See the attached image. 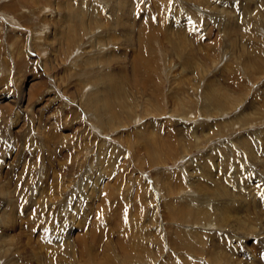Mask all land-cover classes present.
Returning a JSON list of instances; mask_svg holds the SVG:
<instances>
[{"label":"rangeland","instance_id":"obj_1","mask_svg":"<svg viewBox=\"0 0 264 264\" xmlns=\"http://www.w3.org/2000/svg\"><path fill=\"white\" fill-rule=\"evenodd\" d=\"M263 259L264 0H0V264Z\"/></svg>","mask_w":264,"mask_h":264},{"label":"bare ground","instance_id":"obj_2","mask_svg":"<svg viewBox=\"0 0 264 264\" xmlns=\"http://www.w3.org/2000/svg\"><path fill=\"white\" fill-rule=\"evenodd\" d=\"M200 1V0H199ZM215 1V0H214ZM138 4V3H137ZM232 6V5H231ZM100 12H97V14H99ZM96 18H98V17H96ZM80 21H82V22H84L85 21V19L84 18H80L79 19ZM97 20H99L100 21V19H97ZM96 22V21H95ZM106 22H107V20H106ZM83 26H84V23H83ZM141 31H142V33H143V35H142V37H143V42L144 43H146V42H148L149 41V36H145V31H146V27H142L141 28ZM183 34V33H182ZM181 35V34H180ZM179 35V36H180ZM154 40V39H153ZM189 40V39H188ZM152 42V41H151ZM181 46V45H180ZM146 47V46H145ZM181 48V47H180ZM256 48H259V47H256ZM145 49V48H144ZM144 52V51H143ZM147 54V53H146ZM145 54V55H146ZM147 57H148V54L146 55ZM194 56V55H193ZM214 57V56H213ZM183 58V57H182ZM196 58V57H195ZM195 58H188L190 61H188L187 62V64H188V66L190 67V69L191 68H194L195 67V69H197L196 71L198 72V74L197 75H199V77H197V76H195V80H193V81H195L196 82V84H195V87H199L200 86V83L202 82L201 81V79L200 78H205V76H209L208 75V73H209V71L212 69V66L214 65L213 63L211 64L212 66H207L205 69H204V66L203 65H201V62H199V61H194L195 60ZM216 58V57H215ZM218 59V58H217ZM196 60H198L197 58H196ZM213 60V62L215 61V59H212ZM192 61V62H191ZM217 62V61H216ZM146 63V62H145ZM257 65V64H256ZM194 66V67H193ZM186 67H187V65H186ZM226 67H228V66H226ZM136 68V70H138V69H141V67H135ZM200 68H201V70H200ZM224 69L227 71V70H229V69H227V68H223V71H224ZM156 70V69H155ZM172 70V69H171ZM258 70V69H257ZM142 71V70H141ZM195 71V70H194ZM193 72V71H192ZM253 72V71H252ZM251 72V73H252ZM253 74V73H252ZM193 75V74H192ZM255 78V77H254ZM185 79V78H184ZM214 79V78H213ZM186 80L188 81L189 79L188 78H186ZM185 80V81H186ZM178 81V80H177ZM113 82V81H112ZM118 82V81H117ZM175 82V81H174ZM179 83H180V80L178 81ZM211 81L209 80V83H210ZM215 82H217V81H215ZM119 83V82H118ZM178 83V84H179ZM189 83H191V81H189ZM188 83V84H189ZM214 83V82H213ZM177 83H175V85L177 86L178 85ZM212 84V83H211ZM181 85V84H180ZM190 86V85H189ZM208 88H210V90H208V93H207V98H208V101L211 103V106H213V105H215V108L216 109H218V110H220V112L219 113H222V114H224V113H226V112H232V111H234V109L237 107V105H236V99L234 100L231 96H232V94H229V93H227V92H222V90L221 91H218V90H216V88L215 87H218L217 86V84L215 83V85L213 84V87H210V86H207ZM253 87V86H252ZM119 88H120V86H119ZM224 90V89H223ZM206 92H207V90H206ZM179 94V93H178ZM174 95V94H173ZM238 95V94H237ZM238 96H240V95H238ZM242 96V95H241ZM244 96V95H243ZM177 97V96H176ZM174 99H177V101H178V98H174ZM238 99V98H237ZM180 100V99H179ZM240 100V99H239ZM243 100V99H242ZM238 101V100H237ZM248 101V100H247ZM181 102V103H180ZM180 102H178L177 104L178 105H185L186 104V101L182 98V100L180 101ZM255 102V101H254ZM210 103H209V105H210ZM239 103V102H238ZM243 103V102H242ZM241 103V104H242ZM252 103V102H251ZM176 104V105H177ZM213 104V105H212ZM243 105V104H242ZM112 109L114 108V106H112L111 107ZM207 109V108H206ZM240 109V108H239ZM238 109V110H239ZM226 111V112H225ZM242 114V113H241ZM249 115V114H248ZM239 116V115H238ZM238 116H237V118H238ZM250 116H252V115H250ZM246 118V117H245ZM245 118L243 119L244 121H246L245 120ZM243 120H241V118H240V122L241 121H243ZM230 121V119L229 120H227L226 122H229ZM225 122V121H224ZM231 122V121H230ZM229 122V123H230ZM230 125V124H229ZM205 134V133H204ZM242 139V138H241ZM246 141V140H245ZM244 141V142H245ZM249 142V141H248ZM249 145V144H248ZM210 173V172H209ZM197 174V173H196ZM250 206H252V205H250ZM254 210V209H253ZM229 213V212H228ZM6 215V214H5ZM8 215V214H7ZM234 216V215H233ZM236 216V215H235ZM224 218V217H223ZM242 220V219H241ZM219 238V237H218ZM225 245V244H224ZM220 248V247H219ZM257 248H259V247H257ZM262 249V248H261ZM263 250V249H262ZM218 251V250H217ZM226 255V254H225ZM45 256V255H44ZM49 256V255H48ZM47 254H46V259H47ZM216 256H217V254H216ZM261 256V255H260ZM215 259V258H214ZM229 259V258H228ZM217 260V259H216ZM219 260V259H218ZM264 260V259H263ZM220 261V260H219ZM218 262V261H217ZM246 264V263H245Z\"/></svg>","mask_w":264,"mask_h":264}]
</instances>
